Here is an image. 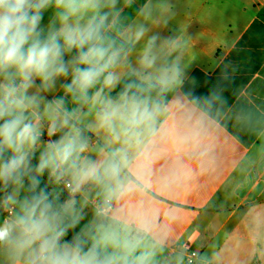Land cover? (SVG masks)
Returning <instances> with one entry per match:
<instances>
[{"label":"clouds","instance_id":"9594fccd","mask_svg":"<svg viewBox=\"0 0 264 264\" xmlns=\"http://www.w3.org/2000/svg\"><path fill=\"white\" fill-rule=\"evenodd\" d=\"M174 18L169 0H0V264L264 262V209L227 257L176 240L223 133L257 136L264 164V107L230 64L198 91Z\"/></svg>","mask_w":264,"mask_h":264},{"label":"crops","instance_id":"0c3cea01","mask_svg":"<svg viewBox=\"0 0 264 264\" xmlns=\"http://www.w3.org/2000/svg\"><path fill=\"white\" fill-rule=\"evenodd\" d=\"M169 2L175 12L170 28L188 41L186 60L190 76L201 84L198 91L206 92L204 82H214L219 67L230 64L235 89L241 95L251 92L264 107V0ZM222 136L215 173L200 177L177 200L181 220L176 240L188 252L211 255L220 250L227 257V237L246 239L249 212L264 209V164L257 158V136L241 133L236 138L232 129ZM241 259L243 264H264L259 258Z\"/></svg>","mask_w":264,"mask_h":264},{"label":"built area","instance_id":"2783aa9c","mask_svg":"<svg viewBox=\"0 0 264 264\" xmlns=\"http://www.w3.org/2000/svg\"><path fill=\"white\" fill-rule=\"evenodd\" d=\"M194 251H189L188 253H189V255H191V253H193Z\"/></svg>","mask_w":264,"mask_h":264}]
</instances>
